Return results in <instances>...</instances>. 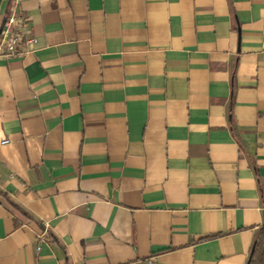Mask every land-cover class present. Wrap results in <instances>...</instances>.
Segmentation results:
<instances>
[{"label":"crops","instance_id":"obj_1","mask_svg":"<svg viewBox=\"0 0 264 264\" xmlns=\"http://www.w3.org/2000/svg\"><path fill=\"white\" fill-rule=\"evenodd\" d=\"M14 2L33 42L0 56V264H246L264 0H0V31Z\"/></svg>","mask_w":264,"mask_h":264},{"label":"built area","instance_id":"obj_2","mask_svg":"<svg viewBox=\"0 0 264 264\" xmlns=\"http://www.w3.org/2000/svg\"><path fill=\"white\" fill-rule=\"evenodd\" d=\"M16 2L10 8L6 15L5 21L0 31V56L10 57L21 54L23 44L33 42L30 34V25L28 18L17 12ZM1 143H6L3 141ZM43 239V234L37 237L36 250H40V242Z\"/></svg>","mask_w":264,"mask_h":264},{"label":"trees","instance_id":"obj_3","mask_svg":"<svg viewBox=\"0 0 264 264\" xmlns=\"http://www.w3.org/2000/svg\"><path fill=\"white\" fill-rule=\"evenodd\" d=\"M246 264H264V223L256 233Z\"/></svg>","mask_w":264,"mask_h":264}]
</instances>
